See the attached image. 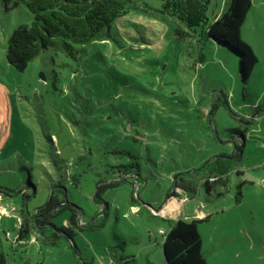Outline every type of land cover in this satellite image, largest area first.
<instances>
[{"label":"rangeland","instance_id":"1","mask_svg":"<svg viewBox=\"0 0 264 264\" xmlns=\"http://www.w3.org/2000/svg\"><path fill=\"white\" fill-rule=\"evenodd\" d=\"M134 1L145 9L127 13L120 32L113 23L109 39L84 45L75 58L43 50L17 70L6 60V40L31 15L24 4L0 0V185L11 190L0 192V264H167L163 211L172 219L209 216L198 224L207 264L264 262V113L255 109L264 102V0H252L241 28L258 58L246 82L230 49L178 37L174 29L184 23L153 12L162 0ZM228 2L210 0L208 20ZM217 96L221 102L210 114ZM244 126L243 173L227 175V191H207L201 183L196 193H182L180 206L169 204L176 173L230 152L236 135L229 129ZM136 129L141 143L125 137ZM115 146L138 155L114 153ZM135 162L138 180L128 173L100 191L104 209L93 198L97 185L117 179L111 164L133 163L128 168L135 170ZM29 175L35 188L26 183ZM58 181L83 210L79 223L92 225L74 228L72 240L51 243L48 229L18 240L22 211L33 214ZM69 217L63 209L51 220L65 226Z\"/></svg>","mask_w":264,"mask_h":264},{"label":"trees","instance_id":"2","mask_svg":"<svg viewBox=\"0 0 264 264\" xmlns=\"http://www.w3.org/2000/svg\"><path fill=\"white\" fill-rule=\"evenodd\" d=\"M2 1L4 4L10 1H13L14 4H24L31 15L30 23L15 26L6 40V60L17 70H24L29 61L46 49L53 53L63 52L65 55L75 58L80 52L85 51L84 45L95 40H107L112 37L113 23L114 28L120 32L119 27L120 25L125 26L127 19L124 18L131 10L145 9L134 0ZM209 2L210 0H162L161 7L153 9V12L162 19L171 17L170 19L184 23L185 28L174 29L180 38L192 36L199 42L210 40L230 49L238 56L239 75L241 80L246 82L258 61L251 45L241 38V28L252 7V0H229L226 10L214 15L211 21L207 17ZM124 31L129 32L126 29ZM76 44L80 46H76ZM220 102L221 99L217 96L212 103L210 114H213ZM222 102L224 103V100ZM255 109L264 113V102L256 105ZM247 129L248 126L229 129L230 133L236 135L232 139L233 147L230 152L215 153L204 159L199 167L176 173L172 178L171 187L167 190L168 192L170 188L172 189L173 184L177 188L174 193L175 198L171 199L169 204L180 206L186 199L182 193L185 192L187 195L196 193L201 183L204 184L207 191H216L217 194H223L227 191V175L233 170L238 174L243 173L238 166L243 156ZM125 137H129L130 141L139 143L145 140L144 134L137 129ZM84 149L85 152L91 154V148L84 147ZM112 152L128 154L133 157L138 155L132 154L126 148H119V146H115ZM133 163L111 164L112 167H118L117 179L97 185L93 198L102 202L105 205L104 209L108 208V203L102 201L99 195L103 187L125 181L128 173L134 175L136 180L140 177L138 162H135L137 166L135 170L128 168ZM67 179L75 184L77 178L69 171ZM26 183L35 188L34 184L31 183L30 175ZM10 191V189L0 185V192L8 194ZM23 192L26 194L25 191ZM66 194V187L58 181L53 184L47 201L37 207L33 214L22 211L18 218L17 239H30L34 234L33 231L44 235V230L48 229L49 234L46 238L51 243H55L59 237H67L72 240L75 234L74 228L83 229L91 226V222L79 223V216L83 210L70 202ZM240 195L241 191H237L236 201H239ZM63 209L70 211L69 222L66 221L65 226H58L52 222L51 218ZM163 212V217H167L169 222V228L161 232L163 236L161 245L166 263L207 264L203 255L198 224L208 220L209 216L191 220H184L179 217L172 219L168 213ZM35 219H37V224L34 222ZM36 225L39 227L37 228ZM35 238L37 240L36 236Z\"/></svg>","mask_w":264,"mask_h":264},{"label":"water","instance_id":"3","mask_svg":"<svg viewBox=\"0 0 264 264\" xmlns=\"http://www.w3.org/2000/svg\"><path fill=\"white\" fill-rule=\"evenodd\" d=\"M42 76V78L44 79V76L43 75H41ZM175 186V185H174ZM174 186H173V188H174ZM80 217V216H79ZM34 222H35V224H37L36 223V219L34 220ZM37 226V228L39 227L38 225H36Z\"/></svg>","mask_w":264,"mask_h":264}]
</instances>
